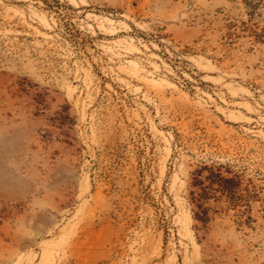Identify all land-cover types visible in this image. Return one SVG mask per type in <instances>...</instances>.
I'll return each mask as SVG.
<instances>
[{
  "label": "rangeland",
  "instance_id": "1",
  "mask_svg": "<svg viewBox=\"0 0 264 264\" xmlns=\"http://www.w3.org/2000/svg\"><path fill=\"white\" fill-rule=\"evenodd\" d=\"M0 264H264V0H0Z\"/></svg>",
  "mask_w": 264,
  "mask_h": 264
},
{
  "label": "trees",
  "instance_id": "2",
  "mask_svg": "<svg viewBox=\"0 0 264 264\" xmlns=\"http://www.w3.org/2000/svg\"><path fill=\"white\" fill-rule=\"evenodd\" d=\"M205 169H207V167H204V168H202L201 170H199V175H202V174H203V171H204ZM209 178H210V177H209ZM210 179H211V178H210ZM202 184H204L203 181H200V182L198 183V185H202ZM214 185H216V182H215V181H211L210 185H208L207 187L212 188V189L218 191L217 188H213ZM220 186H223V185L220 184ZM206 200H207V197H202V200H201L202 203L199 204V207H203V204H204V202H206ZM199 219H200V218H199ZM201 220H202V222L205 223V224L209 221V219H207V218H201Z\"/></svg>",
  "mask_w": 264,
  "mask_h": 264
}]
</instances>
